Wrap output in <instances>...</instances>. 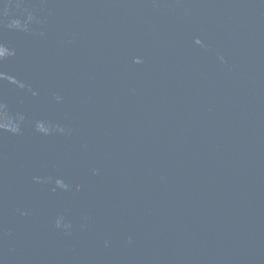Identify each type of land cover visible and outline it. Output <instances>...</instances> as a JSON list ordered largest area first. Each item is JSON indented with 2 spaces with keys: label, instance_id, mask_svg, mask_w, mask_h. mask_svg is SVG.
<instances>
[{
  "label": "water",
  "instance_id": "95a60500",
  "mask_svg": "<svg viewBox=\"0 0 264 264\" xmlns=\"http://www.w3.org/2000/svg\"><path fill=\"white\" fill-rule=\"evenodd\" d=\"M0 264H264V0H0Z\"/></svg>",
  "mask_w": 264,
  "mask_h": 264
}]
</instances>
